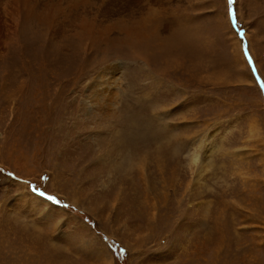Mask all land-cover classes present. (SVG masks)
<instances>
[{"label": "rangeland", "instance_id": "obj_1", "mask_svg": "<svg viewBox=\"0 0 264 264\" xmlns=\"http://www.w3.org/2000/svg\"><path fill=\"white\" fill-rule=\"evenodd\" d=\"M17 1L0 264H264V0Z\"/></svg>", "mask_w": 264, "mask_h": 264}, {"label": "bare ground", "instance_id": "obj_2", "mask_svg": "<svg viewBox=\"0 0 264 264\" xmlns=\"http://www.w3.org/2000/svg\"><path fill=\"white\" fill-rule=\"evenodd\" d=\"M20 1V3H24V1H26V0H18L17 1V3ZM32 1V0H31ZM35 1V0H34ZM38 1V0H37ZM42 1V0H41ZM40 1V2H41ZM55 1V0H54ZM59 1H61L62 2V0H59ZM69 1V0H68ZM74 1V0H73ZM79 1H82V0H79ZM78 1V2H79ZM84 1V0H83ZM57 2H58V0H57ZM22 3V4H23ZM36 3V2H35ZM35 3H33V5L35 4ZM52 3L54 4L55 2H53L52 1ZM66 3H67V1H66ZM69 3H72V1L70 0V2ZM68 3V4H69ZM75 3H77V2H75L74 1V4ZM37 4V3H36ZM32 5V4H31ZM139 5V4H138ZM36 6H38V5H36ZM56 6V5H55ZM67 7H68V5H66ZM76 6H77V4H76ZM118 6V5H117ZM116 6V7H117ZM123 6V7H122ZM121 7H120V9H117L115 12H112V11H99V9H98V15L100 16V17H102V18H104L105 19V14L106 13H111V15H113L114 17H110V18H108L109 20H130V19H132V17H134V16H136L137 14H141V12H140V10H138V7H136V3H133V0H127V2L125 3V4H123ZM34 7V6H33ZM71 7V6H70ZM74 7H75V5H74ZM30 8H32V7H30ZM73 8V7H72ZM118 8V7H117ZM33 9V8H32ZM35 9V8H34ZM67 9H69L70 10V8H67ZM37 10H38V7H37ZM41 13L42 12H44V11H40ZM46 12V11H45ZM46 14H48V12L46 13ZM84 14V13H83ZM82 14V15H83ZM82 15H81V17H82ZM39 16H40V14H39ZM38 16V17H39ZM43 16V15H42ZM41 16V17H42ZM48 16H49V14H48ZM47 16V17H48ZM75 16V15H74ZM44 17V16H43ZM76 17V16H75ZM45 18H46V16H45ZM74 18V17H73ZM72 18V19H73ZM135 18V17H134ZM133 18V19H134ZM82 19V18H81ZM68 20L70 21L71 19H69L68 18ZM74 20V19H73ZM52 21V20H51ZM66 21V20H65ZM72 21V20H71ZM70 21V22H71ZM81 21V20H80ZM107 21V20H106ZM122 22V21H121ZM130 22H131V20H130ZM73 23H75V22H73ZM77 23V22H76ZM80 24H81V22H80ZM83 25H84V23H82ZM121 24V23H120ZM74 25V24H73ZM83 25H81V26H83ZM126 25V24H125ZM139 25H141V24H139ZM50 26V25H49ZM48 26V27H49ZM77 26V25H76ZM123 26V25H122ZM78 27H80V26H78ZM138 27V25L136 26V28ZM52 29V28H51ZM107 29H109V28H107ZM138 29V28H137ZM137 29H136V31H137ZM126 30V29H125ZM128 30V29H127ZM134 30V29H133ZM34 31V30H33ZM54 31V30H53ZM101 32V31H100ZM125 32H127V31H125ZM129 32V31H128ZM38 33V32H37ZM42 33V32H41ZM120 33V32H119ZM263 33V32H262ZM130 34V33H129ZM264 34V33H263ZM100 35V34H99ZM248 35V34H247ZM33 36V35H32ZM39 36V35H38ZM132 36V35H131ZM136 38V37H135ZM22 79V78H21Z\"/></svg>", "mask_w": 264, "mask_h": 264}, {"label": "snow or ice", "instance_id": "obj_3", "mask_svg": "<svg viewBox=\"0 0 264 264\" xmlns=\"http://www.w3.org/2000/svg\"><path fill=\"white\" fill-rule=\"evenodd\" d=\"M235 2H236V0H227V4H228V13H227V14H228L229 18H230L231 21H232V25H233V27H235V25H236V12H235V10H234V8H233V5H234ZM239 35L243 38L244 33H243L242 31H240V32H239ZM244 55H245V57H247L248 62H249V64L251 65V64H252V58H251V56H250L249 53H248L247 46H245V49H244ZM252 70H253V72L256 71L254 65H253V67H252ZM258 83H259V85H260L261 90L264 91V80H258ZM34 190H35V189H34ZM48 199H49V200H53V201L56 202V203H59V201L56 200L55 197H51V196H49ZM121 252L123 253V249H121Z\"/></svg>", "mask_w": 264, "mask_h": 264}]
</instances>
